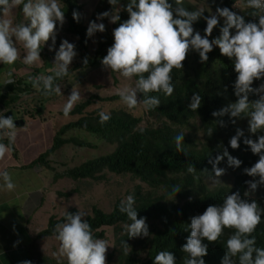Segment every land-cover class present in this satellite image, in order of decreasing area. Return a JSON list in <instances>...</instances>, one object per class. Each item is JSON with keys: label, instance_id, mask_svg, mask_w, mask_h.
I'll return each mask as SVG.
<instances>
[{"label": "clouds", "instance_id": "1", "mask_svg": "<svg viewBox=\"0 0 264 264\" xmlns=\"http://www.w3.org/2000/svg\"><path fill=\"white\" fill-rule=\"evenodd\" d=\"M108 3L113 10L98 14L97 21L108 18L110 23L116 24L120 21V15L115 11L117 6L126 11L129 18L113 30L114 43L107 49L101 64L106 70L119 73L124 78H136L134 87L118 89L120 101L129 110L138 107L145 111L157 109L161 104L160 97L150 94L163 93L167 97L173 95L175 86L172 71L183 69L188 53L197 52L200 62L204 63L209 58L208 54L218 48L222 56L233 61L237 74L233 87L237 99L214 111L212 116L220 118L227 115L233 124L237 119L247 118L250 133L264 132V83L257 88L253 87L255 81L264 80V0H246V7L255 10L252 16L258 19V23L246 22L244 16L228 7H217L214 14L204 16L202 10H189L183 6V0H173L172 3L169 0H128L125 4H120L119 0H108ZM20 5L23 6L22 13L27 23L14 24L9 16ZM72 16L79 22L80 14L77 11H73ZM200 19L206 21L203 36L193 27ZM221 19L223 24L219 28L220 34L209 39L213 30L220 25ZM65 22V12L62 11L59 0H0V63L14 65L21 59L17 44H22L26 50L22 58L23 64L33 66L43 63L42 48L51 40L52 47L49 51L54 50L57 25L62 28ZM105 30L104 23L92 21L87 28V36L93 37ZM77 55L75 44L63 40L55 51L53 74L30 77L33 88L46 97L54 94L62 96L61 86L56 80L69 75V66ZM83 63H88L87 57ZM8 77L6 84H14L11 72ZM138 94L142 98H138ZM250 94L258 96V99L250 101ZM81 99L79 91L73 88L62 109L65 118L69 117ZM201 102V95L194 93L189 108L196 111ZM98 115L101 125L111 119V115L103 111ZM216 123L221 127L226 126L220 119ZM212 132L209 129V136ZM16 136L17 127L13 117L5 118L0 115V138L7 137L9 141L8 144L0 142V160L11 156V144ZM242 137L244 145L258 156L253 166L244 169V174L253 177L245 182L249 191L244 196L248 197L251 192L256 194L258 186H264V135L253 140L245 136L242 129L237 128L236 134L229 141L233 150L240 147ZM183 140V133L175 137L178 152H184ZM225 158L228 167L241 166L242 162L230 155L225 148L214 160L209 159L212 172L209 173L207 169L202 172L213 185L222 184L219 178L226 170L218 165ZM187 171L195 173L197 170L194 166H188ZM0 180V191L15 190L16 184L7 171H0ZM172 191L178 193L179 186H173ZM134 205L133 195H128L126 200L120 202L119 211L126 214L130 221L125 224V230L129 238L148 237L150 233L146 218H137L138 211ZM84 216L85 213L80 211L75 214L67 213L65 221L55 226L54 235L59 241V249L53 255L66 258L67 264H106L108 242L94 238L92 226L83 219ZM262 217L264 208L255 200L242 198L239 192L226 195L220 205H209L203 214L191 218L188 226L190 236L182 247V251L187 254L184 264H205L208 245L203 241L215 243L224 235L225 229L234 231L225 242L226 254L221 264H264V248L256 246L253 236ZM122 247L127 252L129 246L125 241L122 242ZM21 264L32 262L24 260ZM153 264H176V259L172 252L160 251Z\"/></svg>", "mask_w": 264, "mask_h": 264}, {"label": "trees", "instance_id": "2", "mask_svg": "<svg viewBox=\"0 0 264 264\" xmlns=\"http://www.w3.org/2000/svg\"><path fill=\"white\" fill-rule=\"evenodd\" d=\"M59 2L62 11L65 12L66 21L62 30L76 38L73 44H75L80 58V61L74 65L76 68L95 64L98 57H102L114 43L113 30L119 26V23L129 18L128 13L117 6L116 13L120 15V21L116 24L110 23V25L105 22L107 18L101 21L105 24L106 30L99 34L95 49L89 53L87 48L88 27L81 14V4L78 0H59ZM127 2L128 0H119L120 4ZM169 2L172 3L173 0H169ZM183 6L189 10H202L204 16L214 14L217 7H228L244 16L246 22L258 23V19L252 16L255 10L246 7V0H213L201 9H197L196 4L192 1L183 0ZM22 7V5L17 7V16L22 13ZM111 10L113 9L108 0L96 1L94 6L96 15ZM73 11L80 14L79 22L73 19ZM222 24L223 20L221 19L220 25L213 30L209 39L220 34L219 28ZM193 27L203 36L206 21L200 19L194 23ZM85 57L88 58L86 65L83 63ZM208 57L207 62L201 63L197 52L190 51L188 53L183 62V69H173L172 71L175 86L173 95L167 97L163 93L150 94L158 95L161 104L155 110H143L146 117L143 126H141L139 116L115 108L105 112L111 115V119L101 125L98 115L101 111L92 109L84 112V109L90 105L91 98L97 96H91L76 103L69 115H77V118L56 129L53 132L50 147L37 158V161L46 163L45 157L48 153L64 143L70 142L79 147L91 146L89 142L74 136L60 137L69 129L81 130L102 141L114 144L111 152L85 160L64 170V175L78 184L80 180L100 181L104 179L105 173L126 175L131 180L137 181L126 195L135 197L134 206L138 211L137 218H146L150 233L148 237L129 238L124 226L130 221L126 214L119 211L121 200L118 198L112 202L108 211H104L98 205H91L90 213H86L83 217L91 224L94 238L104 239L105 228L112 231L113 247L106 253V264H153L155 256L160 251L172 252L176 264H184L187 254L182 251V247L190 236L188 226L191 223V218L203 214L209 205H220L226 195L239 192L242 198L249 201L255 200L261 208H264V191L258 195L244 196L248 188L245 182L253 179V177L244 174V169L253 166L258 156L244 145L243 137L240 140V147L236 150H233L229 143L231 137L236 134L237 128L241 129L239 125L244 124L245 128L249 129L247 118L237 119L233 124L227 115L220 118L212 116L214 111L234 103L237 99L233 87L237 76L233 61L222 56L218 48H214ZM37 71L34 69L30 77L38 76ZM50 74H53V68L44 73V75ZM29 78L22 80L17 77L14 79V84H0V105L5 110H15L16 112V103L23 92L27 95L30 92L35 94L33 96L39 102L49 98L33 88ZM135 79L133 78L134 82ZM60 80H56V83ZM262 81H255L253 87H259ZM194 93H198L202 97L201 106L196 111L189 108ZM116 97L117 95H113L99 99L111 100ZM138 98H142V95L138 94ZM256 99L258 96L249 95L250 101ZM33 109L24 111L26 116H32ZM17 114L20 115V113ZM21 117L22 115L18 118ZM217 119L223 120L226 126L221 127L216 123ZM209 129L213 131L211 136L208 134ZM181 133L184 134L182 144L184 152L176 150L175 137ZM244 133L245 136L253 140L264 134V132H258L257 135L250 132ZM251 134L252 136H250ZM225 148L230 155L242 162L241 166L239 168L231 167L232 178L229 185L220 184L208 187L205 180L209 178L202 172L204 169H207L209 173L212 172V164L209 163V159L214 160L217 155L223 153ZM224 164H227V158L221 161L218 167ZM188 166H194L197 171L189 173ZM173 186H179L180 191L173 192ZM76 192H78V188L74 187L71 192L64 194ZM67 213L74 214L75 209L67 210L58 218L49 217L46 228L38 235H54L55 226L65 221ZM233 231V229H225L224 235L215 243L203 241L208 245V255L204 257L205 264H221V260L226 254L225 242ZM253 236L256 239V246L264 248V217ZM123 241L129 246L127 252L122 247ZM43 263L67 264V260L44 258Z\"/></svg>", "mask_w": 264, "mask_h": 264}, {"label": "rangeland", "instance_id": "3", "mask_svg": "<svg viewBox=\"0 0 264 264\" xmlns=\"http://www.w3.org/2000/svg\"><path fill=\"white\" fill-rule=\"evenodd\" d=\"M78 1L82 6L81 14L85 23L87 24V27L92 21H96L97 23L101 22L96 20L97 15L94 13V6L97 0ZM190 1L196 4L197 9H201L205 8L207 6V3L213 0ZM16 12L17 8L9 16V18L13 20V23H27V20L24 17L23 13H20V16H17ZM105 22L106 24L110 25L108 18ZM57 28L58 34L56 37L54 50L49 51V48L52 47L51 40H49L41 50V59L43 63L33 66L23 64L22 58L25 55L26 50L23 48L22 44H17V47L20 50L21 59L17 60L14 65H3L2 63H0V83L2 82L4 76H6L9 72L12 73V78L14 79L20 77L22 80H28L34 69L38 70V75H44L47 70H50L52 68L54 69L55 51L59 49L61 42L66 39L70 43H73L76 40L74 36H71L63 31L59 24L57 25ZM99 34L100 33H96L93 37L88 38L87 48L89 53H92L95 49ZM106 54L107 52L104 53L102 57H98L95 64L86 66L84 68L74 67V65L80 61L79 55H77L72 64L69 66V75L67 77H64L57 83L61 86L62 96L54 94L49 98L39 102L36 97L34 98L33 95L35 94H32L30 92L27 95V93L23 92L20 99L16 103V112L20 113V115H26L24 111L32 110L34 108V116H37V119L41 120L44 126L48 125L51 129H58L61 125L77 118V115H69L68 118H65L64 115L61 114L63 106L67 102V98L71 94L72 89L75 88L77 91H79L82 97L80 101H83L91 96H97L96 98H91V103L84 109V112L90 111L92 109L103 112H106L112 108L122 109L135 116H139L141 118V126H143L146 120V117L143 114V108L138 107L137 109L129 110L120 101V97L118 95V89H121L125 86H135L133 78L129 80L122 77L119 73L106 70L101 64V60L104 56H106ZM261 83H264V80ZM113 95H117V97L111 100L99 99L103 97H110ZM16 112L15 110H12L13 119H16V117L20 116ZM148 119L150 120V118ZM239 126L244 132H249V129H246L244 124L242 126ZM73 136L83 141L89 142L91 146L79 147L73 145L70 142L64 143L50 153L49 159L47 158L48 156L46 157L47 162L45 160L47 164L49 162L52 164L51 167L54 169V172L58 173L60 176L56 184V187L59 188V192L68 193L69 191L71 192L72 188H78V192L76 193L66 194V196L64 197L58 196L59 205L62 204L60 208L61 210L63 209L64 212L71 208H74L75 213L80 211L86 214L90 213V207L94 204L98 205L104 211H108L115 199L118 198L121 201L126 199L127 192L131 191L132 186L136 184L137 181L131 180L126 175L120 176L105 173L104 179L100 181L96 182L90 180H80L78 184L76 183V181L65 176V169L67 170V168L76 166L85 160L109 153L114 147V144L102 141L101 139H98L91 134L82 132L81 130L69 129L65 131L60 137L69 138ZM250 136H252V134ZM198 137H200V135H198ZM220 168H224L226 170L225 174L219 178L221 183L223 185H229L232 178L231 167H228L227 164H224ZM205 182L208 187L215 186L209 179H206ZM247 191H249V188H247ZM261 191H264V186H258L256 194H261ZM250 194H253V192H251ZM47 208L48 207H45V209ZM54 212L58 213L56 209L54 210ZM45 226H47V224H45ZM104 230V240L108 242L109 247L107 249V252H109L113 247V234L111 229L105 228ZM46 248L50 251V246H47ZM61 258L62 257H60V259Z\"/></svg>", "mask_w": 264, "mask_h": 264}, {"label": "crops", "instance_id": "4", "mask_svg": "<svg viewBox=\"0 0 264 264\" xmlns=\"http://www.w3.org/2000/svg\"><path fill=\"white\" fill-rule=\"evenodd\" d=\"M5 111L0 105V115ZM16 118L21 119L22 124L16 126L11 156L0 160V171L10 173L16 184L14 191H0V264H21L24 260L44 264V258L60 259L53 255L58 252L59 241L55 235L38 234L46 228L49 217L58 218L65 213L58 201V196H66L56 187L59 174L54 172L50 162L37 161L50 147L56 129L44 126L34 114ZM0 142L9 143L7 137L0 138ZM50 153L46 156L48 159Z\"/></svg>", "mask_w": 264, "mask_h": 264}, {"label": "water", "instance_id": "5", "mask_svg": "<svg viewBox=\"0 0 264 264\" xmlns=\"http://www.w3.org/2000/svg\"><path fill=\"white\" fill-rule=\"evenodd\" d=\"M2 115H4L5 118L12 117V113L10 110H6ZM14 123L16 126H20L22 124V120L16 118L14 119Z\"/></svg>", "mask_w": 264, "mask_h": 264}, {"label": "built area", "instance_id": "6", "mask_svg": "<svg viewBox=\"0 0 264 264\" xmlns=\"http://www.w3.org/2000/svg\"><path fill=\"white\" fill-rule=\"evenodd\" d=\"M4 78H3V80H2V82L0 84H3V85L6 84V80L9 78L8 74L6 76H4ZM12 79H14V78H12Z\"/></svg>", "mask_w": 264, "mask_h": 264}]
</instances>
